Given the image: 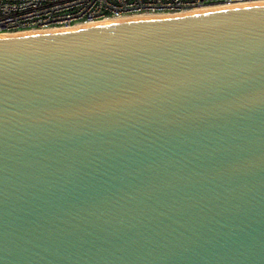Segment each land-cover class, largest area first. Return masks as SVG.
<instances>
[{"label": "water", "instance_id": "95a60500", "mask_svg": "<svg viewBox=\"0 0 264 264\" xmlns=\"http://www.w3.org/2000/svg\"><path fill=\"white\" fill-rule=\"evenodd\" d=\"M0 264H264V3L0 36Z\"/></svg>", "mask_w": 264, "mask_h": 264}, {"label": "built area", "instance_id": "2783aa9c", "mask_svg": "<svg viewBox=\"0 0 264 264\" xmlns=\"http://www.w3.org/2000/svg\"><path fill=\"white\" fill-rule=\"evenodd\" d=\"M257 2L264 0H0V35Z\"/></svg>", "mask_w": 264, "mask_h": 264}, {"label": "bare ground", "instance_id": "6f19581e", "mask_svg": "<svg viewBox=\"0 0 264 264\" xmlns=\"http://www.w3.org/2000/svg\"><path fill=\"white\" fill-rule=\"evenodd\" d=\"M257 3H264V2H257ZM254 4V3H253ZM235 6V5H234ZM238 6V5H236ZM217 8H221V7H211V8H205V9H199V10H193V11H189V12H183V13H179V14H185V13H191V12H195V11H204V10H211V9H217ZM179 14H175V15H179ZM154 16H169V15H146V16H139V17H154ZM131 18H138V17H125V18H116V19H111V20H105V21H101V22H106V21H115V20H124V19H131ZM100 23V22H97ZM95 24V23H92ZM90 25V24H87ZM81 26H86V25H81ZM79 26H74L71 28H76V27H81ZM54 30H61V29H54ZM27 32H23V33H16V34H11V35H17V34H25ZM10 35V34H9ZM3 36V35H0Z\"/></svg>", "mask_w": 264, "mask_h": 264}]
</instances>
